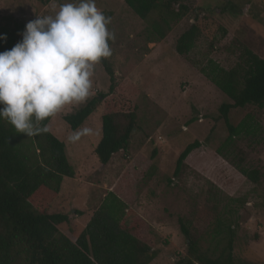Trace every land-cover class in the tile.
I'll use <instances>...</instances> for the list:
<instances>
[{"label": "rangeland", "instance_id": "374dc122", "mask_svg": "<svg viewBox=\"0 0 264 264\" xmlns=\"http://www.w3.org/2000/svg\"><path fill=\"white\" fill-rule=\"evenodd\" d=\"M65 2L69 0H0V36L8 29L22 37L27 22L54 14ZM181 2L188 8L185 16L157 40L151 19L138 17L124 0H95L111 18L108 29L115 34L109 41L112 55L105 59L116 80L130 78L139 89V128L127 151L102 165L93 152L101 137V105L76 130L62 116L83 103L67 105L51 117L47 128L65 144L74 175L63 177L48 212L69 216L57 227L74 241L113 191L145 221L141 234L155 233L157 256L150 264H172L185 255L179 217L200 247L214 255L225 246L228 225H233L235 264H264V107L232 110L229 123L237 133L230 137L220 106L231 100L201 71L210 60L230 69L243 47L264 54V0ZM192 22L199 36L186 55H179L176 39ZM92 80L89 98L108 90L109 77L100 63ZM83 128L93 133L69 142ZM193 141L199 146L173 176L179 153ZM254 169L256 182L244 174Z\"/></svg>", "mask_w": 264, "mask_h": 264}, {"label": "trees", "instance_id": "16d2710c", "mask_svg": "<svg viewBox=\"0 0 264 264\" xmlns=\"http://www.w3.org/2000/svg\"><path fill=\"white\" fill-rule=\"evenodd\" d=\"M181 1L124 0L138 17L151 19L150 31L157 40L185 16L188 8ZM4 31L0 52L10 50L22 39L15 30ZM198 36V25L189 23L176 39V52L186 55ZM99 63L109 77L108 90L92 96L62 118L76 130L102 106L101 137L93 152L99 163L106 165L114 154L127 151L133 131L139 128V89L130 78L116 80L106 59ZM201 71L231 100L220 106V115L232 137L237 133L229 123L232 110L248 105L264 107V54L260 56L243 47L230 69L210 60ZM50 119L37 126L47 127ZM198 146L199 142L193 141L179 153L173 176L179 174L187 156ZM244 174L258 181L257 170ZM73 175L65 144L49 130L27 136L17 132L6 119H0V264H150L157 256L155 233L149 230L141 234L145 221L113 191L105 195L74 241L58 229V224L67 223L69 216L48 212V204L59 193L63 177ZM178 223L187 246L185 255L172 264H235L233 225H228L225 246L214 255L200 247L184 219L179 217Z\"/></svg>", "mask_w": 264, "mask_h": 264}, {"label": "clouds", "instance_id": "9594fccd", "mask_svg": "<svg viewBox=\"0 0 264 264\" xmlns=\"http://www.w3.org/2000/svg\"><path fill=\"white\" fill-rule=\"evenodd\" d=\"M110 17L95 0H69L54 14L27 22L22 39L0 52V119L19 133L47 132L40 122L67 105L86 102L95 66L112 55ZM5 39L0 36V40ZM93 130L83 128L68 137L76 142Z\"/></svg>", "mask_w": 264, "mask_h": 264}]
</instances>
